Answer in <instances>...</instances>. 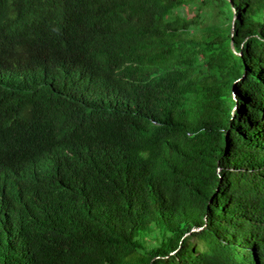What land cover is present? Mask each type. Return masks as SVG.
I'll list each match as a JSON object with an SVG mask.
<instances>
[{
	"label": "trees",
	"instance_id": "16d2710c",
	"mask_svg": "<svg viewBox=\"0 0 264 264\" xmlns=\"http://www.w3.org/2000/svg\"><path fill=\"white\" fill-rule=\"evenodd\" d=\"M101 1L88 40L0 62V160L34 103L70 148L46 200L0 212V264H264V0Z\"/></svg>",
	"mask_w": 264,
	"mask_h": 264
},
{
	"label": "clouds",
	"instance_id": "9594fccd",
	"mask_svg": "<svg viewBox=\"0 0 264 264\" xmlns=\"http://www.w3.org/2000/svg\"><path fill=\"white\" fill-rule=\"evenodd\" d=\"M102 6L101 0H50L48 3L0 0V62L7 63L17 52L32 46L43 49L50 40L66 32L74 36L81 34L88 40L93 30L104 26ZM1 94L7 104L15 106L24 91L20 86L5 85L1 87ZM30 106L32 121L27 124V138L17 157L0 160V212H6L8 218H14L31 205L36 206L41 199L46 200L52 182L59 180L64 171L62 156L70 151L65 148L62 152L56 136L59 129L50 130L57 111L44 115L39 103ZM10 178L15 182L13 186L21 190L19 202L5 188V181ZM28 200L31 201L26 204Z\"/></svg>",
	"mask_w": 264,
	"mask_h": 264
},
{
	"label": "rangeland",
	"instance_id": "374dc122",
	"mask_svg": "<svg viewBox=\"0 0 264 264\" xmlns=\"http://www.w3.org/2000/svg\"><path fill=\"white\" fill-rule=\"evenodd\" d=\"M186 12H187V14H188L190 17L195 16L196 13H197V11L195 10V8H194V9H192V8L190 9L189 7L186 8ZM195 229H197V228H195Z\"/></svg>",
	"mask_w": 264,
	"mask_h": 264
},
{
	"label": "water",
	"instance_id": "95a60500",
	"mask_svg": "<svg viewBox=\"0 0 264 264\" xmlns=\"http://www.w3.org/2000/svg\"><path fill=\"white\" fill-rule=\"evenodd\" d=\"M193 230H196V229H193Z\"/></svg>",
	"mask_w": 264,
	"mask_h": 264
}]
</instances>
